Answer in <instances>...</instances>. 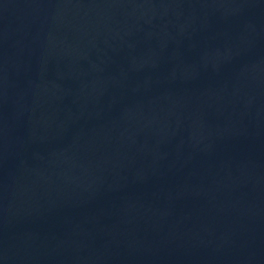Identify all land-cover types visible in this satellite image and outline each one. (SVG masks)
I'll list each match as a JSON object with an SVG mask.
<instances>
[{
  "label": "water",
  "instance_id": "95a60500",
  "mask_svg": "<svg viewBox=\"0 0 264 264\" xmlns=\"http://www.w3.org/2000/svg\"><path fill=\"white\" fill-rule=\"evenodd\" d=\"M0 264H264V0H0Z\"/></svg>",
  "mask_w": 264,
  "mask_h": 264
}]
</instances>
